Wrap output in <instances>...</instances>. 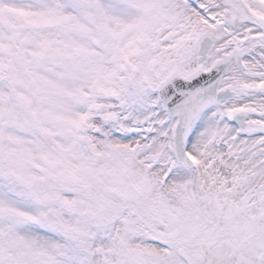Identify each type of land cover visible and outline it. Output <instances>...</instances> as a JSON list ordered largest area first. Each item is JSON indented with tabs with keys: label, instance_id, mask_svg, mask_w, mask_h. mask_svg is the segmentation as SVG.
I'll list each match as a JSON object with an SVG mask.
<instances>
[{
	"label": "snow or ice",
	"instance_id": "6c2138e0",
	"mask_svg": "<svg viewBox=\"0 0 264 264\" xmlns=\"http://www.w3.org/2000/svg\"><path fill=\"white\" fill-rule=\"evenodd\" d=\"M0 264H264V0H0Z\"/></svg>",
	"mask_w": 264,
	"mask_h": 264
}]
</instances>
